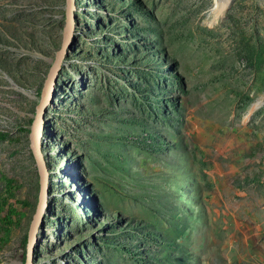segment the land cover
Instances as JSON below:
<instances>
[{
	"label": "rangeland",
	"instance_id": "374dc122",
	"mask_svg": "<svg viewBox=\"0 0 264 264\" xmlns=\"http://www.w3.org/2000/svg\"><path fill=\"white\" fill-rule=\"evenodd\" d=\"M72 4L32 264H264V0ZM68 21L0 0V264H25L27 132Z\"/></svg>",
	"mask_w": 264,
	"mask_h": 264
},
{
	"label": "water",
	"instance_id": "95a60500",
	"mask_svg": "<svg viewBox=\"0 0 264 264\" xmlns=\"http://www.w3.org/2000/svg\"><path fill=\"white\" fill-rule=\"evenodd\" d=\"M64 6L66 10V16L69 19L68 27L62 33V37L60 40L59 47L55 50L53 60L51 61L45 77L42 81V85L39 90L38 101L35 106V114L34 120L32 121L28 132H27V142L28 147L31 150V153L34 157L38 168L39 174V195L37 198V202L35 204L34 210L31 214L26 234H25V264H32V250L33 244L36 239V232L38 228V222L42 215V211L44 210L46 204V198L48 196V170L44 163L43 153L40 149V146L36 142L38 139V135L40 129L43 127V113L46 104L50 96L53 93V85L55 83V76L59 69L62 58L65 54L66 47L70 41L71 33H72V9L73 4L72 0H63Z\"/></svg>",
	"mask_w": 264,
	"mask_h": 264
},
{
	"label": "trees",
	"instance_id": "16d2710c",
	"mask_svg": "<svg viewBox=\"0 0 264 264\" xmlns=\"http://www.w3.org/2000/svg\"><path fill=\"white\" fill-rule=\"evenodd\" d=\"M5 135L0 133V138L4 137ZM6 184H9L11 182V179L6 178L4 179ZM2 207L0 206V212H1ZM16 214V211L13 207L9 206L6 207L5 212L0 214V224L3 226V228H6L10 226L13 223L12 216Z\"/></svg>",
	"mask_w": 264,
	"mask_h": 264
},
{
	"label": "bare ground",
	"instance_id": "6f19581e",
	"mask_svg": "<svg viewBox=\"0 0 264 264\" xmlns=\"http://www.w3.org/2000/svg\"><path fill=\"white\" fill-rule=\"evenodd\" d=\"M72 1H73V0H72ZM68 22H69V21H68ZM67 27H68V23H67L65 29H66ZM39 134H40V135H38L39 137H38V139H37L36 142L38 143L39 146H41V145H40V142H41V140H42L41 137H42V134H43V133H42V129H40ZM42 213H43V211H42Z\"/></svg>",
	"mask_w": 264,
	"mask_h": 264
}]
</instances>
